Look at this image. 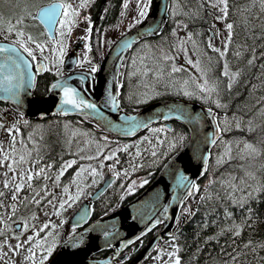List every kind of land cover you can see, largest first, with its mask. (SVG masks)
<instances>
[{
  "label": "trees",
  "instance_id": "trees-1",
  "mask_svg": "<svg viewBox=\"0 0 264 264\" xmlns=\"http://www.w3.org/2000/svg\"><path fill=\"white\" fill-rule=\"evenodd\" d=\"M76 1L77 0L71 1L72 3H75L74 7L79 6V3ZM173 1L182 3L186 0H171V2ZM29 2L30 0H13L12 7H14V10L9 12L10 15H5L3 12H0L2 23L5 19L10 20L15 19L16 17L27 18L29 13H31L28 7ZM228 5L229 11L227 18L229 22L233 24V28L231 30L229 50L225 60L226 62H229H227L229 65H233L238 69V74L232 88L230 90L228 89L217 98H219L222 103L228 100L232 101L230 102L229 108L226 110L218 107L210 98L204 100L199 97V99L196 100L195 98L190 97L188 99H193L195 102L206 105L211 109L217 111L221 110V112L224 113V118L233 117V113L237 111L234 116L243 119L241 128L237 129L233 127L229 131L227 130V133L222 131L220 138L221 141H224L225 139V142L231 141V144L239 142L243 146L240 149L239 154L231 156L230 158L221 159L222 162L220 163H217L218 159L215 158L211 152L206 174L196 182L199 185V189L193 190V195L190 198L192 205L195 204L193 215L179 231L172 235L176 237V244L179 245L178 254L182 257L181 264H232V257H236L239 264H264V246H262L264 245V117L255 118V113L252 111V114H250L251 110H248L254 101L260 100V102L264 103V6L261 5L260 0H228ZM96 8L97 4L94 1L87 2L86 7L79 8L77 16L74 17L75 23H72L73 27L79 30L83 25H87L88 21L85 17L90 19V16L92 19V16L89 15V13H92L93 10L95 11ZM173 16L174 15H171L169 17L161 32V49H163L165 54L171 57L170 60H166L165 62L162 60L163 58L161 56V73H163V75H161V91L164 89V92H161V94L167 93L168 95L180 96L178 90H175L177 85L183 87V85L179 83V77L183 76L181 79L184 80L187 76H190V74L186 69L182 68L181 71L176 72L175 76L174 72H170L168 67L169 63L176 64L175 58L177 57L176 52L179 45V41L174 38L176 31L173 33V29L176 30V21H185V19L182 20V17L180 16H177L176 19L172 18ZM105 22L106 21L104 20V23ZM2 23H0V30H2ZM190 24L191 27H193V24ZM188 28L191 29L190 25H188ZM0 38H3V36L0 35ZM8 39L10 38L8 37ZM106 43L107 46L105 49H107L110 42ZM236 53H239V55ZM82 54L83 51H79L77 59H82ZM103 55L104 53L90 55L92 58L91 63L96 64ZM253 56L255 58L253 62L249 64V58ZM83 66L89 67V63L85 62L81 65V67ZM177 66L179 67V65ZM78 68H80V66ZM54 74L57 75L56 72H54ZM54 74L47 71L42 76L38 77L34 90L36 96L41 97L43 84H45L49 78L50 80L53 79L55 76ZM157 79L158 77H156V80ZM119 80L118 77V81ZM243 80L247 82L245 88L238 86V83ZM236 89H239V91L236 92ZM235 92L239 96L237 95L233 97ZM230 96H232L231 99H229ZM127 99L125 93L119 95L121 106L127 111L132 112L134 111V109H132L133 106L128 103ZM234 102L236 106H234L235 104L233 105ZM5 107H7L6 103L0 102V113ZM246 113L249 114V117ZM62 121H69L70 124L80 127L87 133L99 134L94 129L96 127L94 124L78 116L64 118L56 116L49 117L41 123L48 125L50 122L57 125ZM35 122V120H28L26 126ZM23 124L25 123H22V125ZM250 124L251 130H249ZM164 129V133H161V131L155 132V134L162 137L164 151L167 149L168 142L173 137L179 140V137L183 136V140L178 143L174 150L169 151L167 156L161 154L160 149L159 154H161L162 159L160 165L154 167L147 165V168L142 169L144 168L143 166L140 168L142 169L141 171H138L139 169L136 170V173L131 174L128 178H125V175L115 177L108 189L94 203L91 220L114 210L139 194L156 177L167 160L186 143L188 132L180 123L172 122L170 129H166L165 127ZM25 134L26 131H21L23 141L25 139ZM148 134L149 130L143 132L140 136H146ZM140 136L138 138H141ZM149 136L153 138L150 134ZM97 137L101 140L104 146L107 145L106 148L118 149L117 157L114 160L107 162L108 164H115V170L117 171L124 167L130 171L133 170L131 163H133L134 160L136 161L137 158H130V162L128 163L126 152L128 149L123 151L124 148L122 147L123 145L130 143L132 141L131 139L111 137L103 132H101L100 135H97ZM103 137H108V140H103ZM65 138H67V136L64 132H61L53 147H48V141L38 139V152L43 159L38 160V163L37 165H34V168L40 165H45L48 161H52L54 168H56L67 158H76L77 155L74 154L72 146L69 147L59 144V141L62 139L64 142ZM145 140L141 141L139 148L141 149V152L145 151L146 155L144 158H151L149 160L150 162L153 158L151 155V151L153 150V140L150 142L147 140L144 143ZM245 141L253 144L258 149L259 154H249V150L244 148ZM138 162L139 161H137L136 164ZM146 163H148V161ZM246 173H251L252 175H247ZM49 176L51 178L52 173H49ZM141 179H144L146 183L140 184L139 181ZM133 180L136 181V184L134 185L135 190L127 191L128 183ZM209 180L212 182L208 183ZM42 183H44L42 176L33 179V188L39 187ZM233 183L237 186L235 190L230 187ZM248 186H252L256 191L252 196L247 197L242 204H234L232 199L226 194L227 192H234L239 200V197L243 195L244 192L248 191ZM7 191L11 195L10 189ZM34 193L35 192L30 190L26 185L25 188L21 189L18 198L22 195L24 197H30ZM121 194H123V196H121ZM184 207L190 209L188 203L184 202L180 215L189 214L183 210ZM225 210H227V212ZM227 213H231V216ZM179 220L180 217L177 219V222H179ZM237 224L241 225L242 228L239 236H234L233 230L234 226ZM156 227L143 235L140 240L142 246L148 241L152 232L156 230ZM75 231L76 228L74 230L73 228H70L68 234L70 235ZM172 236H166L156 247ZM248 241H251L252 243L247 244V247H243L242 245L246 244ZM57 246L58 244L56 245V248ZM253 248H255V251H253ZM156 250L157 248L152 254H154ZM106 252L107 251L100 252L95 256H104ZM125 252L127 254V259L120 261V264L126 263L131 257L130 248ZM237 253H240L241 255L237 256Z\"/></svg>",
  "mask_w": 264,
  "mask_h": 264
},
{
  "label": "water",
  "instance_id": "water-1",
  "mask_svg": "<svg viewBox=\"0 0 264 264\" xmlns=\"http://www.w3.org/2000/svg\"><path fill=\"white\" fill-rule=\"evenodd\" d=\"M170 3L171 0H153L148 18L113 42L97 63L95 76L90 74V70L74 69L75 54L81 48V41H79L65 56L63 63L65 74L48 85L44 96L38 97L34 94L37 76L45 71L43 68L36 71L38 63H45L41 58L30 60L31 83H28L26 77L18 100L12 99L5 92L4 85H0V102L10 104L13 108L23 112L22 120H43L52 116H81L95 124L105 134L122 139L133 138L148 127L164 122H167V127L170 125L169 122L180 123L189 133L182 148L165 163L156 177L139 194L125 204L90 221L92 211L90 203L95 202L114 180L108 170H105L101 185L66 221L58 248L45 264H113L116 258L124 259L126 255H121V253L128 247H131L133 256L126 264H143L165 236L179 231L193 215L195 204L192 205L190 201L192 194L189 195L184 185L177 184L176 175L182 172L190 180L197 182L206 174L209 154L220 137V135H214L215 125L223 117V113L213 110L216 115V119H213L207 115L208 107L179 98L156 100L136 112H127L121 106L120 101L116 108L104 103L107 99V92L114 88L113 81L118 77L115 74L119 73L127 51L136 42L155 35L160 30L162 32L169 17ZM32 17L45 29L46 25L40 20L37 10ZM46 34L48 36L47 32ZM4 42V39L0 38V43ZM8 42L11 41L8 40ZM81 77L84 79L82 80ZM61 79L81 90L85 98L97 104V109L64 111L65 107L70 106L59 104V91L54 88L55 83ZM118 93L119 87H115L114 95L117 98ZM10 113L11 111L8 110L7 114ZM126 116L135 117L136 120H125L123 117ZM18 121L19 119L14 117L10 122ZM133 123L140 126L131 127ZM204 155H208L206 163L203 160ZM184 201L188 202L191 212L187 216L182 214L180 222L175 224ZM164 205H167L166 209ZM73 225L78 230L66 236L68 228ZM155 226L157 229L141 246L139 241L141 237ZM17 228H20L18 223L14 224V229ZM105 232L108 233L107 236L104 235ZM128 240H132V243H127ZM102 251L110 252L104 257H94Z\"/></svg>",
  "mask_w": 264,
  "mask_h": 264
},
{
  "label": "snow or ice",
  "instance_id": "snow-or-ice-1",
  "mask_svg": "<svg viewBox=\"0 0 264 264\" xmlns=\"http://www.w3.org/2000/svg\"><path fill=\"white\" fill-rule=\"evenodd\" d=\"M124 5L126 6L128 3V0H123ZM151 0H136L137 5V15L140 19H143L149 10ZM260 3L262 6H264V0H260ZM207 4L209 7L216 8L220 15L216 16V19H225L228 15L229 11V5L228 0H207ZM87 6V0H80V4L78 7H74L70 3L67 2V0H49L48 3L44 4L42 7L37 8V13L39 15L40 20L44 22L46 25L44 31L48 33L47 41L43 39H39V35H43V33H40L36 36H34L31 32H26L24 27H17L13 25L10 21L7 23L6 28L0 30V35L4 38V43H0V85H4V90L6 93L10 95L12 99L19 98V92L21 87L25 83V78L27 77L28 83H31L32 78V69L30 65V60H36V52L39 51L40 56L42 57L43 61H48V63L40 62L36 66V71H40L43 69H49V63L52 65H58L63 63L64 59V52L67 48V41L66 36L70 35L71 33V27L70 25L72 23H75L74 17L77 16L79 12V8L86 7ZM173 7V14H175V5ZM203 3L200 4L199 8H203ZM189 12H192L193 15L198 16L199 15V9L196 11H192L189 9ZM187 14V13H186ZM30 15V13H29ZM88 21L89 27L86 28L85 33L82 36L83 43V54L82 59H76L75 63L77 65H83L85 62L89 63L90 67V74H94L97 72V65L95 63H91V56L89 55V50L91 48L90 43L88 42L90 37L87 33L91 32V24L92 21L85 17ZM23 18H18L16 21V24H22ZM136 19H133L132 22L129 24V28H131L132 23H136ZM0 23H2V18H0ZM177 23H180V21H177ZM225 28L228 29V38H226L223 41V44L225 47L223 49L217 48L209 39L207 47L212 49L214 52H218L221 57L224 56V53L227 51V45L229 43V39L231 37V30L233 28V24L231 22L226 21L225 22ZM175 29H173V33H175ZM218 34V32L216 33ZM9 35L12 36L11 42H8ZM193 32L189 31L187 33V37L190 40V42L193 44L194 50H198L197 42L192 39ZM48 42L51 43L52 47L50 49V52L53 55V59L49 61V57L44 55L45 49L48 48ZM183 43V41H182ZM175 46V45H173ZM185 51L187 55V49H182ZM162 58L164 60H170L171 57L164 53L163 49H161L160 52ZM194 54H197V51H194ZM239 55V53H236ZM203 55H207L204 53ZM254 56L249 58L248 63L251 64L254 60ZM212 57L208 56L209 63L211 62ZM188 64L192 65L196 72L199 73L198 76H195L194 79H192V83L196 85V88L201 90L199 93L193 90L192 92L185 91V95L189 94H197L200 95L201 99L207 100L209 97H212L213 93H216V97L219 96L220 90L217 87L216 83H210L207 78L206 74L208 71L207 67H202L201 61L198 58L197 60L193 61L192 59H188ZM56 71L57 76H61L62 73L58 68L53 67L52 69ZM182 67H178L175 63L172 64L170 68V72H177L181 71ZM145 72L148 71V69H144ZM158 75H163V73H157ZM223 75H228V64L225 62L224 64V72ZM237 72H233L231 75L232 77L237 76ZM116 76H119V73L117 72L115 74ZM133 75L132 72H128V76L131 77ZM83 80L84 77H81ZM183 86H187L189 83L188 78H185L183 80ZM232 79L228 80L227 87L230 90L232 88ZM114 88L112 91L107 92V99L104 101L105 105L111 104L113 108H116L117 104L119 103V100L116 95H114L115 87H119V81L114 80L113 81ZM170 87V85H169ZM54 88L59 91V104L64 106H70L65 107L64 111H71V110H82V109H90L95 110L97 109V104L87 98H85L84 95L81 94V90H78L76 87L71 86L66 82V80L61 79L60 81L56 82L54 85ZM206 94V95H205ZM145 96H147V93H144ZM213 97L214 103L222 108L226 109L227 105L226 103H222L219 98ZM137 103L140 101L137 100ZM264 107V106H262ZM20 118L22 119L24 117V113L20 112ZM207 115L212 117L213 119H216V115L213 112L211 108L208 109ZM125 120L135 121V117L126 116L123 117ZM235 124L233 125L232 120L225 117L223 121L218 122L215 125V133L214 135L219 136L220 133L224 130H227L228 128L234 126L235 128L239 129L241 128V123L239 118L234 117ZM24 123H27L25 120ZM221 123H223L224 127H221ZM140 125L133 123L131 127H138ZM0 127H4V124L2 121H0ZM39 127V126H37ZM10 134V147L8 149L0 148V167L5 168L4 176L5 178L2 181V187L3 189H9L11 185V196L10 199L12 203L8 205L12 209V211H6L5 215L3 217H0V236H3V240H0V257H7V252L3 251V247L7 246L8 250L11 252H18L20 249L25 248L27 246V254L24 256V260L28 262V264H44V261L48 259V255L53 252L56 245L60 242L59 241V234L52 231L58 227V224L52 223L51 220L47 221L46 223L40 224L39 227H36L34 224L36 213L32 212L30 213L32 220L30 221L28 217L22 218L21 226L20 228H17L14 232H12V236L15 239V244L9 243L8 239V230L12 229L14 225L10 222L8 217L14 216L15 212L19 209L20 205H18L15 201L18 199V194L20 193L21 189L25 187V184L27 183V186L30 190L36 192L37 194L41 189H43V196H40L39 199L34 195L32 197H24V200L21 201V203H24L25 201L31 200L32 203L39 205L41 201L43 200L45 204H52V211L47 212L46 214L51 216L53 213L56 216H60L61 219L59 221L60 224H63V218H62V211L66 205H69L71 203H74L77 199H79L82 195H84V189L88 187V183H84L83 181L87 178L84 176V169L85 166L81 165L80 168L76 170V173L72 175L70 183L76 184V189L74 192L69 191V184L65 183L63 184V194L60 196L58 200V205L53 203V200H55V196H53L51 199H45L49 196L51 193V189L47 187V181L50 179L49 173L46 170H52L55 173V179L53 181L54 186H57L61 183V176L64 174L65 168L73 163H75V160H68L64 164H62L58 169H53V162L48 161L45 165H40L35 168L31 167H25V165H37L38 160H42L43 157L39 155V152L37 150V157L32 158L31 157V150L24 149L22 152L18 153L15 142H16V132H19V128H17V123L13 122L9 126H7L5 129ZM15 130V131H14ZM164 127L161 126L160 128H150L149 131L152 132H160L164 131ZM249 130H251V124L249 125ZM31 136V133L29 134ZM73 135H75V132H73ZM146 137H141L140 140H145ZM157 140L160 139L159 136L156 137ZM103 140H108V137H103ZM183 140V136L179 137V140H177L175 137H173L167 145V149L164 151L163 155L167 156L168 152L171 150H174V148ZM2 143V142H0ZM23 140H21V146L23 147ZM69 143H71V139H69ZM87 143V141H86ZM140 141H137V144H139ZM228 144H231V141L227 142ZM107 145L103 147H98L97 150L93 155L87 156L86 158L88 160H94L95 157H100V159L97 161L99 164V169H103L105 165V161L111 159L112 157H115L117 154L116 150L109 149L108 152L101 156V153L105 152V148ZM125 150L129 147L128 145L122 146ZM153 151L151 153L152 157L154 158L153 162L159 161L161 159L160 156L157 155V146L155 144L152 145ZM244 148L246 150H249V154H259L258 149L251 143L245 141L244 142ZM118 150V149H117ZM231 149L228 148V152L230 153ZM130 156H132V153H129ZM210 155V154H209ZM223 155V154H222ZM18 157V158H17ZM135 157L140 158L141 157V149L137 147L135 149ZM230 158V157H229ZM203 160L205 163L208 160V155L203 156ZM222 162V160H217V163ZM140 164H136L135 160L133 161L132 168L140 167ZM107 167L109 169H112V176L118 177L122 173L126 176L129 174L128 169H120L115 170V164H108ZM88 169H90V175H91V181L89 183L95 184L97 183L99 178H102L103 172L98 170L97 167H93L92 165L87 166ZM11 173V178L8 177V173ZM247 175H252L251 173H246ZM34 176L40 177L43 176L44 183L40 185L37 188H33L32 181ZM19 181V182H17ZM176 182L178 185H184L189 193V195L193 194V190H198L199 185L194 181L190 180L187 176H185L182 172H179L176 175ZM212 181L209 180L208 183H211ZM140 184L146 183L144 179H141L139 181ZM223 183V182H222ZM136 184V181L133 180L130 183H128L127 191H134V185ZM232 189H236V184L233 183L230 185ZM256 189H254L252 186H248V191L244 192L243 195L239 197V200L235 196L234 192H227V196L232 199V202L234 204L236 203H243L244 200L247 197L252 196L255 193ZM88 195H91V193H87ZM4 192L0 191V196H3ZM64 195L67 196V199L64 198ZM123 196V194H121ZM5 207L3 202L0 201V208ZM165 209L167 208V205L163 206ZM185 212H188L190 214L191 209L188 207H184L183 209ZM227 212V210H225ZM229 216H231V213H227ZM179 219V217H177ZM159 223V221H156ZM242 226L237 224L234 226L233 235L239 236L241 232ZM31 229V231H28ZM75 229V225H73V230ZM27 231L26 238L21 240L19 237L24 234V232ZM43 231V237L39 235V233ZM105 236L108 235L107 232L104 233ZM143 235V233H141ZM173 240L176 239L175 236L171 237ZM76 239H79V237H76ZM127 243L131 244L132 240H128ZM251 241H248L246 244L242 245L243 247H247V244H251ZM123 244V242H122ZM264 246V245H262ZM40 248L41 255L39 257L36 256L35 251L36 248ZM171 251H168L166 254L169 257V260L165 261L164 264H181L182 257L178 254L179 253V245L176 243L171 244ZM163 251V250H162ZM253 251H255V248H253ZM241 255L240 253H237V256ZM159 259V256L156 257ZM126 259V257H125ZM8 264H15V261L12 259H8ZM119 264V262H118ZM232 264H239V261L236 259V257H232Z\"/></svg>",
  "mask_w": 264,
  "mask_h": 264
},
{
  "label": "rangeland",
  "instance_id": "rangeland-1",
  "mask_svg": "<svg viewBox=\"0 0 264 264\" xmlns=\"http://www.w3.org/2000/svg\"><path fill=\"white\" fill-rule=\"evenodd\" d=\"M71 1L72 0H67V2L70 3V4H71ZM78 1L79 0H77L76 2L80 4V2H78ZM48 2H49V0H30V2L28 4V7H29L31 13H30V15L27 16V18L23 17L22 24H19V25L16 24V21H17V19L19 17H16L15 19H10V20H6L5 19V21L2 23V29L6 28L7 23L10 21L13 25H15L17 27H24L26 32H31L34 36H36V35H38L40 33H43V35H39V39H43V40L47 41V36H46L44 30L41 28L39 23L32 18V15L35 13L36 9L40 5L48 3ZM87 2H90V0H87ZM12 3H13V0H0V12H3L5 15H10L9 12L14 10V7H12ZM72 5L74 6L75 3H73ZM173 5H175V7H177L178 6V2L173 1L172 2V6ZM34 7H36V8H34ZM31 9H33V10H31ZM210 9L214 12V15H220V13L218 12V10L216 8L210 7ZM172 13H173V7H172ZM177 14H178V12L175 11V14H174V16L172 18L176 19L177 16H178ZM199 22L200 21H196V20H193V19L191 20V23L193 24V29L195 28V26H197L199 24ZM177 26H178V23H176V27ZM70 27H71V33H70V35L66 36V41L67 42L69 41V43H68L66 51L63 54L64 55V59H65V56L72 50L73 46L76 44V39L80 38V35H81L80 30L74 28L73 24H71ZM176 30L179 31V33H183L184 34V32H183V30L181 28L180 29H176ZM9 38H10V40H12V36L11 35H9ZM83 43L81 45V50L83 49ZM51 47H52L51 43L48 42V48H46L45 52H44V55L49 57V61H51L53 59V55L50 52ZM189 49H187V55H186L185 52H182L181 54H179L178 57L175 58V59L178 58V61H179L180 64L183 61L187 62L188 59H192L193 61L198 59V58H196L195 55L192 54V52L189 51ZM36 54L40 55L39 51H37ZM142 58H143V52L142 53H140V52L136 53V55L134 57L135 61H133V64L134 65H138L141 62ZM221 58L222 57H220V56L214 55L212 57L211 62L208 63L209 65H212V66L204 65V61L200 60L202 67L204 65V67L210 68V70L212 71V75H213L212 78L207 79V80L210 83H212V80H213L214 83H216L217 87L220 90V93H219L218 97H220L223 93H225L228 90L227 83H228L229 79H232L233 83L236 81L235 80L236 76L232 77L231 74L238 70L235 66L229 65L228 64L229 62L227 61L228 62L227 63L228 64V75H223L222 73L224 72V64H225L226 60H224L222 58V61H221ZM64 59H63V63H64ZM45 63H48V61H45ZM61 65L62 64L52 65L51 63H49V69H52L53 67L59 68V67H61ZM189 66L190 67H188L187 69L191 71L192 75L194 73H197L195 68L192 65L189 64ZM210 70L208 69L207 73H209V72L211 73ZM50 71L56 72L54 70H50ZM198 75H199V73H197V76ZM233 83H232V85H233ZM246 85H247V82L244 81V80L238 83V86H242L244 88H245ZM177 89H178V87L176 86L175 90H177ZM163 90L161 92H164ZM152 91H153V89L149 88L147 96H145L143 94L141 96V98L139 99V101L140 102L146 101L149 97H151L153 95L151 93ZM185 91L189 92V89H187L185 86H183V87L180 86L179 93L185 94ZM235 91H239V89H236ZM162 94H164V93H162ZM235 96H236V92H235V95H233V97H235ZM213 97H216V93L215 92L213 93L212 97H209V98L212 101H214ZM231 97L229 99H231ZM228 101L224 102L227 105L226 110H227V108H229L231 100H228ZM257 103H258V105H257ZM261 103L262 102H260V100H258L256 103L253 102V105H251L254 108H252L251 106L249 107V110H252L255 113V115H254L255 118L264 117V107H262V106H264V103H262V104ZM3 113H4V109L2 110V112L0 114H3ZM234 114L235 113H233V115H232L233 117H229V118L227 117L228 119L232 120L233 125L236 122L235 119H234ZM239 120H240V123H243V119L239 118ZM0 121H1V116H0ZM35 121H36L35 123H32V124H30L28 126L24 125V127H17V128H19V132L15 133L16 134L15 146H16V149H17L18 153L22 152L24 149H29L24 144H23V147L21 146L20 131H29V132L32 133V137L33 138H39L40 137L41 140L48 141V147H53V145L55 144V141L58 138V136L60 135V133L64 132V134L67 136V138L64 139V142L61 139L59 141V144L66 145V146L74 145L73 146L74 147L73 151H74V154L77 155L76 158H67L66 160H64L61 163V165H62L68 160H75V163H73V164H75V167L72 170V172L69 173V174H66V173H67L68 169L73 164H71V165H69V166H67L65 168L66 172L64 171V174L60 178L61 183L59 185H57V186H54V184H53V181L55 179V173H52V170H46V171H48V173H52V177L47 181V187L51 189V193L45 199H51L53 196H55L56 199L53 200V203L58 205V200H59L60 196L63 194V184H65V183L69 184V191L70 192H74L75 189H76V184L75 183H70L71 177H72L73 174L76 173V170L78 168H80L81 165L85 166L84 176L87 179L84 180L83 182L84 183H88V187L83 190L84 193H85L84 195H82L74 203H71L70 206L66 205L64 207V209L62 211V214H61L62 218H63V221H64L63 224L59 223V221L61 219L60 216H56L54 213L51 216L46 214L47 212H51L52 211V204H47L46 205L45 202L42 200L39 205H36V204L32 203L30 199L28 201H25L24 203H21V201L24 200V196L23 195L15 201L18 205H20L19 209L15 212L14 216L8 217V219L10 220V222L13 225L18 223L21 226L22 218L28 217L29 220L31 221L32 218H31L30 213L35 212L36 213V218H35V221H34L35 226L39 227L40 224L46 223L47 221L51 220L52 223L58 224V227L56 229L52 230V231H54V232L59 234V240H60V237H61V235L64 232V225L66 224V221H67L68 217L70 215H72V213L75 211V209L78 207V205L85 198L88 197L87 193H91L93 191V189L102 180V178H99L97 183H95V184L89 183L91 181L92 177L90 175V169H88L87 166L88 165H92L93 167H97L98 170L102 171L103 173H104L105 169H108L109 173L112 174V169H109L107 167V165H108L107 162H110V161L114 160L117 157L118 150L116 148H112L111 150H116L117 151L116 156L112 157L109 160H106L105 161V165L106 166L103 169H99V164L97 163V161L100 159V157H95L94 160H88L86 157L90 156V155H93L98 147H103L104 146L100 139L94 140L93 138H88L86 136V133H85L86 131H83L80 127H77L75 125L70 124L69 121H62V122H59L57 125L54 124V123H50V122L48 123V125L44 124V123H41L44 120H40V119H37ZM221 121H223V119ZM3 124H4V127H0V142H2V143H0V148L8 149L10 147V134L7 131H5L4 129L7 126H9L10 124L8 122H3ZM37 126H39V127H37ZM57 126H59L61 128H59ZM221 127L222 128L224 127L223 123H221ZM233 127L234 126L228 128L227 130L229 131ZM153 128H160V127H153ZM227 130H224V131L227 133ZM1 131H4V132H1ZM73 132H75V135H73ZM161 133H164V131H161ZM149 134L153 138H151L149 136ZM149 134L146 135V136H140V137H146L147 138L144 141V143L147 140L149 142L153 140L152 145L155 144L157 146V150H158L157 151V155L161 157V154H163V152H164L163 143H162V137L159 136L160 139L157 140L156 137L158 136V134H155V132H152V131H149ZM69 139H71V143H69ZM138 140L141 143L142 140H140V138H137V139H132V141L130 143L126 144V145L129 146L127 148L128 150H126L127 156H128V159H127L128 163L130 162V158H135V149L137 147H139V144H140V143L137 144ZM34 141H36V139H34ZM86 141H87V143H86ZM225 141H226L225 139H224V141H219V143L214 147V149L212 151L214 157L217 158L218 160H221V159L228 158V157L235 156V155L239 154L240 149L243 146L239 142L234 143V144H228ZM228 148L231 149L230 153L228 152ZM109 149L110 148H105V152L101 153V156L105 155L108 152ZM160 149H161V151H160ZM123 151H125V149ZM152 151H151V153H152ZM159 151L161 152V154H159ZM129 153H132L133 155L130 156ZM145 155H146V153H145V151H143V152H141L142 160L140 158L136 157L137 160L135 161V163L137 161H139L137 164H140L141 166L132 168L133 170H131L129 172V174H127L125 176V178H128L131 174L136 173V170H138V169H139L138 171H141L142 169L147 168V165L154 167V166H158V165L161 164L162 159H160L159 161L153 162L154 158H152V160L149 162V160L151 158H149V157L144 158ZM147 161H148V163H146ZM144 163H146V164H144ZM131 165H133V163H131ZM143 166H144V168H142ZM25 167L34 168L33 165H25ZM140 168H142V169H140ZM123 169H126V168L124 167ZM4 172H5V168L4 167H0V191L4 192V195L0 196V201H2L4 206H5V207L0 208V217H3L5 215V213H6V211H12V209L10 207H8V205H10L12 203V201L10 199L11 195L7 191V190L11 189V185H10L9 189H3V187H2V181L5 178ZM11 175L12 174L9 172L8 173V177L11 178ZM121 175H124V174L122 173ZM34 178H38V177L34 176ZM42 180H43V176H42ZM17 182H19V181H17ZM26 185H27V183L25 184V187H26ZM43 194H44L43 193V189H41L38 194L35 192L30 197L35 195L37 197V199H39V197L43 196ZM64 198L67 199V196L64 195ZM15 230L16 229H14V227H13L12 229H9L8 233H7L8 239H9V243H11L13 245L15 244V239L12 236V232H14ZM28 231H31V229H29ZM26 235H27V231L24 232V234L21 235L19 238L21 240H23V239L26 238ZM39 235L41 237H43V235H44L43 231H41L39 233ZM3 238H4L3 236H0V240H3ZM173 243H176V241L173 240L172 238H169V239L165 240L162 244L159 245L156 253L153 254L150 257V259L144 264H164L165 261L169 260V257L167 256L166 253L168 251L172 250L171 249V244H173ZM55 248H54V250H55ZM26 249H27V246L25 248L20 249L18 252L14 253V252L9 251L7 246H4L2 250L7 252V257H0V264H8V259L9 258L14 260L15 264H28V262L24 260V256L27 254V250ZM35 254H36L37 257H39L41 255L39 247L36 248ZM49 255H48V257H49ZM157 256H159V259L156 258Z\"/></svg>",
  "mask_w": 264,
  "mask_h": 264
},
{
  "label": "flooded vegetation",
  "instance_id": "flooded-vegetation-1",
  "mask_svg": "<svg viewBox=\"0 0 264 264\" xmlns=\"http://www.w3.org/2000/svg\"><path fill=\"white\" fill-rule=\"evenodd\" d=\"M92 1H94L97 4V8L95 11L93 10L92 13H89V15L92 16V19L88 15L92 21L91 32L87 33L90 37L88 41L91 45V48L89 50L90 55H97V54H102V53L105 54L108 48L113 44V42L119 36H121L124 32L130 29H133L139 26L140 24H142L150 15L152 6H153V0H151L147 15L143 19H140L137 15L136 0H128V3L126 6L124 5L123 0H104V1L103 0H92ZM78 2H80V0ZM201 3H203L204 5L203 8H199ZM72 4L73 3L71 2V5ZM101 5H102V8L100 9ZM189 9H191L193 12L199 9V15L198 16L193 15L192 12H189ZM175 11L178 12L177 14L178 16L182 17V20L185 19L184 22L178 23V26L176 27V29L181 28L185 35L183 33H179V31L177 30H176V34H174V38L179 41V45L177 47V52H176L177 57L182 52H185L182 49L190 48L189 51L192 52V54L195 55L196 58H199L201 61H204V65H209L208 56H211V57H213L214 55L220 56V54L218 52H214L212 49L207 47L208 41L210 39L211 42L217 48L223 49L225 47V45L223 44V41L226 38H228V29L225 28V22L226 21L229 22L228 18L225 17V19H216L217 15H214V12L210 9V7L207 4V0H186L185 2H182V3L178 2V6L175 7ZM170 15H174L172 13V2L170 5ZM133 19H136L137 22L132 23L131 28H129V24L132 22ZM192 19L196 21H200L199 24L195 26L194 29L193 27H191V24H190ZM104 20L106 21L105 23H104ZM188 25H190L191 29L188 28ZM88 27L89 25L87 24V25H83L82 28H79L81 32V36L80 38L76 39V43L81 41V45H82V43L84 42L82 40V36L86 34L85 30ZM189 31L193 32L194 34L192 39H194L197 42L198 50H194L193 44L190 42V40L187 37V33ZM217 32L218 34H216ZM106 42H110L107 49H105L107 46ZM68 43L69 41L67 42V46H68ZM229 43H230V39H229ZM229 43L227 45V51L224 53V56L222 57L224 60L226 59V55L228 54ZM79 50H81V48ZM82 51H84V49H82ZM194 51H197V54H194ZM138 52L140 53L143 52V58L138 65H134L133 64V61H135L134 57L136 53ZM160 52H161V30L157 32L155 35H151L149 37H146L136 42L132 46V48L127 51L123 59V62L121 64L120 71H119V75H120L119 76V79H120L119 80L120 81L119 83L120 94L119 95L125 93L126 97L128 98L127 99L128 103L133 106L132 109L134 110H138L142 108L143 106H145L146 104H149L156 100L165 99V98L174 97V98H179V99H183L187 101H195L193 99H188V98L192 97L198 100L200 97V95H197V94L185 95V94L179 93L180 96L168 95L167 93L161 94V75L157 74V72L161 73V54ZM204 53H206L207 55H203ZM222 58H221V61H222ZM162 60L166 62V60L164 59ZM175 62H176V65H179V67L186 69L190 74V76H187L189 83L186 86V88L189 89V92H192L193 90H195L196 92L199 93L201 90L197 89L196 85L192 83V79H194V74L195 76H197V73H194L192 75L191 71L187 69L190 66L186 61H183L180 64L177 58L175 59ZM76 66L81 67V65L79 66L75 65L74 69H76ZM171 66L172 64L169 63L168 65L169 69L171 68ZM209 66H212V65H209ZM62 67H63V64L61 65L59 70L62 73V75H64L65 72L62 70ZM145 68L148 69L147 72L144 71ZM208 69L210 70V68ZM128 72H132L133 75L129 77ZM93 75L95 76V73ZM174 75L176 76V72H174ZM212 76H213L212 71L211 73L209 72L206 74L207 79L212 78ZM57 77H60V76L55 75L53 79ZM156 77H158L157 80H156ZM181 77L183 76L179 77L180 78L179 83L183 85L182 83L183 79H181ZM53 79L50 80L49 78L47 82L43 84L41 96H44L46 94L48 85ZM212 83H213V80H212ZM149 88L153 89V91L151 92L153 95L149 97L146 101L137 103L136 101L139 100L144 93H148ZM177 90L178 92L180 91L179 86ZM8 109H11L12 114L11 113L7 115L5 114L6 115L5 117H4V114H2L1 115L2 122L10 123L11 119L15 116L20 118V115H19L20 111L18 109H14L11 107V105H7V109L5 110L7 111ZM6 111H4V113H6ZM24 121L25 120L19 121L18 123L21 124V123H24ZM171 123L172 122H169L170 124L169 127H167V122L159 123L156 126L157 127L163 126L166 129H170ZM94 129L98 130V127H95ZM1 132H4V131H1ZM28 132L29 131H26V134ZM97 135L98 134H95V133L94 134L86 133V136L88 138H93L94 140L99 139ZM24 145L29 148V145L27 144H24ZM29 150H31V157L37 156L36 148L34 149L29 148ZM59 166H57L56 168H54L53 166V169H58ZM74 167H75V164H73L68 169L66 174L71 173ZM52 173L54 172L52 171ZM91 208L93 210L94 203H91ZM109 252L110 251H107L106 254H108ZM120 261L121 260H119V258H116L113 261V264H118V262L120 264Z\"/></svg>",
  "mask_w": 264,
  "mask_h": 264
},
{
  "label": "bare ground",
  "instance_id": "bare-ground-1",
  "mask_svg": "<svg viewBox=\"0 0 264 264\" xmlns=\"http://www.w3.org/2000/svg\"><path fill=\"white\" fill-rule=\"evenodd\" d=\"M5 13H6V12H5ZM240 89H241V87H240ZM236 92H237V91H236ZM245 92H246V91H245ZM240 93H241V92H240ZM245 94H246V93H245ZM237 95H238V94L236 93V96H237ZM238 96H239V95H238ZM230 97H231V96H230ZM241 97H242V96H241ZM231 98H232V97H231ZM227 99H228V98H227ZM224 100H225V99H224ZM263 100H264V98H263ZM231 101H232V100H231ZM257 101H258V100H257ZM257 101H256V102H257ZM226 102H227V101H226ZM228 102H229V101H228ZM235 102H236V101H235ZM235 102L233 103V105L235 104ZM256 102L254 101V103H256ZM250 103H252V102H250ZM245 104H246V103H245ZM248 104H249V103H248ZM259 104H260V103H259ZM243 105H244V104H243ZM251 105H253V103H252ZM251 105H250V106H251ZM255 105H256V104H255ZM255 105H254V106H255ZM257 105H258V103H257ZM257 105H256V106H257ZM205 106H206V105H205ZM234 106H236V104H235ZM247 106H248V105H247ZM206 107H208V106H206ZM237 107H239V106H237ZM237 107H236V108H237ZM251 107L254 108L253 106H251ZM247 108H248V107H247ZM247 108H246V109H247ZM231 109H233V108H231ZM234 110H235V109H234ZM241 110H242V109H241ZM241 110H239V111H241ZM243 110H244V109H243ZM248 110H249V109H248ZM239 111H238V112H239ZM220 112H221V110H220ZM236 112H237V111H236ZM236 112H235V114H236ZM221 113H222V112H221ZM230 113H233V112H230ZM242 113H243V112H242ZM246 114H247L248 117H249V114H248V113H246ZM250 114H252V110H251V113H250ZM237 116H238V114H237ZM234 117H236V116H234ZM242 117H243V116H242ZM248 117H247V118H248ZM250 117H251V116H250ZM222 118L224 119V113H223V117H222ZM237 118H238V117H237ZM240 118H241V117H240Z\"/></svg>",
  "mask_w": 264,
  "mask_h": 264
}]
</instances>
